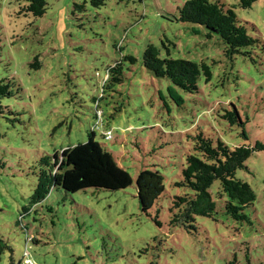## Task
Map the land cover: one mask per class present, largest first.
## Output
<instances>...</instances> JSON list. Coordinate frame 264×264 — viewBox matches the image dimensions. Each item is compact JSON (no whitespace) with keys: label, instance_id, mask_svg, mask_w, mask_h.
<instances>
[{"label":"rangeland","instance_id":"1","mask_svg":"<svg viewBox=\"0 0 264 264\" xmlns=\"http://www.w3.org/2000/svg\"><path fill=\"white\" fill-rule=\"evenodd\" d=\"M28 3L0 0V82L11 92L0 113V238L12 250L0 264H264V151L237 173L256 195L248 222L224 213L219 181L209 191L215 214L197 217L196 230L172 225L170 211L186 192L175 184L200 134L231 148L264 144V0L248 9L221 0L259 41L243 50L252 60L229 58L219 35L180 22L185 0H108L99 9L90 0H47L40 18L25 11ZM149 45L205 63L210 81L201 76L189 94L157 79L142 62ZM116 66L120 83L109 79ZM234 109L242 126L224 118ZM93 134L133 185L72 195L45 182L54 155ZM146 169L166 185L148 213L136 188Z\"/></svg>","mask_w":264,"mask_h":264},{"label":"trees","instance_id":"2","mask_svg":"<svg viewBox=\"0 0 264 264\" xmlns=\"http://www.w3.org/2000/svg\"><path fill=\"white\" fill-rule=\"evenodd\" d=\"M29 3L25 11L36 18L42 17L47 12V0H27ZM95 9L105 5L108 0H90ZM257 0H241V8L248 9ZM179 21L191 23V25L203 26L211 34H217L222 38L225 53L229 58L237 54L249 57L251 52H243L258 44V40L251 37L240 23L236 13L232 9H226L221 0H185L179 10ZM164 48H167L162 44ZM162 55L158 47L149 45L143 55V66L157 79H167L173 86L180 90L193 94L198 89V81L205 76L206 82L211 79L210 68L205 63L190 62V60L174 59L169 49ZM264 67V47H263ZM132 63L133 57L128 58ZM35 69L40 68L36 58L33 64ZM121 68L116 66L109 70V79L120 83ZM111 74V75H110ZM10 85L0 82V113L3 111L1 100L10 96ZM230 124H243L237 110L228 112ZM264 151V144L256 142L252 145H242L231 148L220 139L216 144L200 134L195 141V154L186 156V166L181 171V181L175 185L186 192L177 196L172 202L171 212L174 214L171 224L185 228L191 232L196 230L197 217L212 218L216 211L217 201L210 194V188L215 181H219L220 188L216 197L223 201L224 213L234 222H248L249 218L245 210L256 201L255 192L251 185L238 178L237 173L247 169L246 162L255 153ZM48 166L49 162H42ZM45 182L61 188L69 194H76L86 189L118 191L126 190L133 185V178L121 169L113 161L112 157L94 139V134L89 140L76 147L63 150L60 155H54V162L49 173L44 176ZM49 177L51 179L49 180ZM137 193L139 205L144 213L154 207L155 203L165 192L164 176L158 171L146 169L140 172L137 179ZM46 188V186L44 187ZM12 252L5 241L0 238V260L6 252ZM34 264L33 261H31ZM15 262L12 259V263ZM16 264H25L22 262ZM227 264H239L236 258ZM245 264H252L249 257Z\"/></svg>","mask_w":264,"mask_h":264}]
</instances>
